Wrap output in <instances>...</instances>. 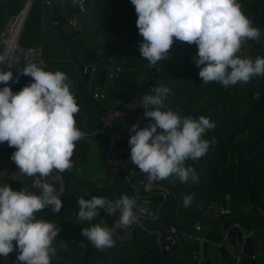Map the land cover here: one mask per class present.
Listing matches in <instances>:
<instances>
[{"label": "trees", "instance_id": "1", "mask_svg": "<svg viewBox=\"0 0 264 264\" xmlns=\"http://www.w3.org/2000/svg\"><path fill=\"white\" fill-rule=\"evenodd\" d=\"M28 2L0 0V33L8 20ZM239 2L253 25L264 30V0ZM98 4L101 7L111 4L113 8L109 11L117 14L121 8L131 11L130 15L117 16L116 24L110 23L112 30L107 31L103 42L97 47L101 56L96 63L98 72L93 86L108 89L105 105L95 100L91 92L83 95L77 92L78 87L89 86V74L83 73L86 65L84 51L89 45L80 35L93 21L94 8L83 16L82 28L69 30L67 17L74 11L70 5L64 8L60 0H55L52 5L46 4L45 0H33L20 35L23 46H41L45 35L44 21L52 23L57 33V43L64 50L56 69L68 74L72 91L78 97L76 100L88 102L91 108L90 113L88 107V126L82 125L79 121L81 116L75 114L76 126L82 131H89L93 139L105 145L103 163L107 168L106 175L96 179L79 178L76 169L90 159V146L84 136L76 141L71 157L72 167L59 172L65 184L60 194L63 201L61 209L54 213L49 207L36 213L38 218L52 221L60 227L53 242L57 252L51 258V264H264V75L253 76L246 83L239 82L228 88L215 81L204 83L195 64L197 45L176 39L169 49L167 60L149 67L147 59L139 53L138 43L142 37L131 0H97ZM130 18L131 21H128ZM45 49L48 57H54L50 54L51 51L54 53L50 47ZM239 54L253 59L264 57V35L255 40H245ZM44 60L42 62L47 68ZM25 61L22 59L18 62L13 70L14 77ZM111 64H120L123 68L114 80H109L108 76ZM31 79L28 75H20L18 82L10 80L8 83L13 91H18ZM161 82L170 88L166 100L168 107L178 110L181 115L197 118L205 115L215 123L214 128L204 133L206 139L215 137V143L210 144L207 154L197 160L186 161L199 174L197 182L189 180L182 183L174 176L160 179L167 191L158 190L148 194L150 203L147 205L137 199L138 205L148 207V216L139 217L128 231L115 227L119 212L109 216L102 209L91 222L78 223V196L90 198L101 195L116 199L126 193L132 197L137 182L147 178V174L141 172L132 161L128 164L131 180H128L121 166H113L106 161L111 135L104 131L102 118L107 107L126 108L130 103L139 105L142 96ZM136 110L145 111L138 106L116 123L120 133L117 142L119 152L123 149L130 152L128 138L132 134L131 121L139 122L140 127L149 123L150 118L145 116L137 120ZM14 150L6 141L0 143V155L6 161V172L9 173L14 169L18 171L17 165L10 159ZM32 183L31 176L21 173L16 180H9V184L17 190L24 184L30 186ZM32 190L39 191L38 188ZM190 193L194 194L193 199L189 206H185L183 198ZM228 205L229 213L216 211ZM101 218L114 229V247L97 249L81 233L83 226L98 222ZM197 223H201V231L196 230ZM172 226L177 228L180 242L166 251L162 246ZM246 232L253 233L244 238ZM184 233L204 235V240L200 242L186 238ZM0 264L9 263L0 256ZM13 264H17L16 258Z\"/></svg>", "mask_w": 264, "mask_h": 264}, {"label": "clouds", "instance_id": "2", "mask_svg": "<svg viewBox=\"0 0 264 264\" xmlns=\"http://www.w3.org/2000/svg\"><path fill=\"white\" fill-rule=\"evenodd\" d=\"M137 13L136 25L142 39L139 53L149 67L167 60L174 39L195 43V64L202 82H219L225 88L248 82L253 76L264 75V57L240 55L245 40H255L260 30L242 11L239 0H131ZM0 67V143L14 147L10 159L19 173L35 177L33 183L19 190L0 181V256L14 248L17 264H51L57 249L53 242L60 227L36 213L51 207L59 212L63 201L56 186L46 178L56 171L72 167L75 142L83 137L76 126L79 105L72 91V81L63 70H51L43 62L26 60L14 77L12 68ZM20 75L32 79L20 90L13 91L9 81L18 82ZM170 88L161 82L142 96L139 106L149 123L131 125L128 138L130 158L149 181L176 177L180 182H197L199 174L186 161L207 154L210 144L204 138L215 127L207 116L198 118L181 115L166 104ZM159 129V131H158ZM39 189L33 191L32 189ZM194 194H187L183 204L189 206ZM78 223L91 222L102 209L106 215L119 212L118 226L137 222L139 214L148 210L136 197L122 194L111 199L101 195L78 196ZM82 235L97 249L115 246L114 229L104 223H89L81 228ZM15 242V244H14Z\"/></svg>", "mask_w": 264, "mask_h": 264}, {"label": "built area", "instance_id": "3", "mask_svg": "<svg viewBox=\"0 0 264 264\" xmlns=\"http://www.w3.org/2000/svg\"><path fill=\"white\" fill-rule=\"evenodd\" d=\"M54 1L55 0H45V3L48 5H52ZM60 3L64 6V8L70 5L74 9V11L67 17L68 27L71 30H76L81 28L83 24L82 22L83 16L89 10L90 0H60ZM27 4L19 13H17L8 20L5 28L0 33L1 56H4L8 62H11L16 66L18 62L22 59L39 61V62L44 60V49L42 46H23L20 43V35L22 32V28L30 9L27 7ZM16 66L12 68V71L16 68ZM0 67L7 70L8 69L7 62H0ZM122 71L123 68L120 64L109 65L108 67L109 80L116 79ZM97 72H98L97 64H86L83 67V73L89 74L90 77L89 86L91 87L90 92L92 94V97L95 100L100 101L105 105L108 98V89L107 88L100 89L97 86H93L94 77ZM129 113L130 110L128 108H124V107L120 108L115 106L107 107L106 114L102 118V127L104 131L110 133L111 135V144H110V149L106 154V161L113 166H121L126 171V176L128 180H131V176L128 171V164L131 162L130 152L126 149H123L120 152L118 151L117 142L119 140L120 133L118 132L116 127V123L118 119L127 117ZM34 179L36 178L32 177V180ZM46 179L56 186L57 191H60L58 193L59 195L64 191L65 188L64 180L58 171L54 169L53 172L50 173V175ZM158 190L167 191V188L164 187L159 180L149 181L148 177L143 178L137 182L135 186V195H133L132 197H136L144 205H147L150 203V200L147 195L156 192ZM142 192H146L147 194L143 195ZM141 207H144L145 209L148 210L147 206H141ZM216 211L220 214H227L230 212V206L229 205L227 207L221 206L218 209H216ZM147 216H148V211L139 214V217H147ZM118 220L119 217L115 222L116 229L122 231H128L129 228L133 226V224L128 227L118 226ZM196 230L197 231L202 230L201 223H197ZM252 233L253 232H246L244 238H246L247 236H251ZM183 235L186 238L197 240L200 242H203L204 240V235L186 234V233H184ZM179 242H180V236L178 234V230L176 227L172 226L169 229L168 235L166 237V243L163 244L162 247L164 248V250L169 251L171 250L172 246L176 245ZM14 257L15 258L17 257V251L14 252Z\"/></svg>", "mask_w": 264, "mask_h": 264}, {"label": "crops", "instance_id": "4", "mask_svg": "<svg viewBox=\"0 0 264 264\" xmlns=\"http://www.w3.org/2000/svg\"><path fill=\"white\" fill-rule=\"evenodd\" d=\"M69 28V27H68ZM44 40L43 45H41L44 49V61L47 62V68L51 70H56L57 62L61 59L63 46L61 47L56 40V31L52 23L50 24L47 20L44 21ZM69 30H71L69 28ZM46 47H50L51 50H53L54 53H51L53 56H47L46 55ZM89 47L96 48L99 52V49L97 47H94L92 45H89ZM69 53V51H68ZM91 88L89 86H86L84 88L78 87L77 92L80 95H83L85 92H90ZM76 97V96H75ZM78 98V97H77ZM76 98V99H77ZM79 105V112L76 113L77 117L80 115L82 125L88 126L89 121V115L91 113V108L88 105V102H84V100L77 101ZM88 107L90 108V113L88 112ZM142 112V111H141ZM136 113H139L138 110H136ZM137 116V115H135ZM141 118H138L137 120H140ZM134 121H131L130 124H133ZM82 131V130H81ZM83 136L88 142L90 146V159L82 164H80L77 169V176L79 178H89V179H96L104 177L107 173V168L104 166V154H105V145L102 143V141H97L96 139H93L91 137V133L89 131H82ZM6 161L2 158L0 155V181L9 183L10 179L16 180L20 173L14 169L11 173L6 172ZM14 252L12 251L7 256H3L4 260L8 261L7 259L11 260V254ZM14 255V254H13ZM9 263V262H8Z\"/></svg>", "mask_w": 264, "mask_h": 264}, {"label": "rangeland", "instance_id": "5", "mask_svg": "<svg viewBox=\"0 0 264 264\" xmlns=\"http://www.w3.org/2000/svg\"><path fill=\"white\" fill-rule=\"evenodd\" d=\"M97 0H90L89 5V11L94 10L93 12V21L88 25L87 24V30L83 31L80 35V37L84 40L86 45H92L95 47H99L101 43L104 40V37L109 30H112V25H110L111 22L116 24L117 22V16H124V15H130L131 11L130 9L121 8L118 10L119 14L115 11H109L113 6L111 4H108L105 7H101V4L96 5ZM96 6V7H95ZM127 21V20H126ZM128 21H131V18L128 19ZM120 24V23H119ZM122 24V23H121ZM119 26H117L118 28ZM82 28V27H81ZM80 29V28H79ZM77 30V29H76ZM264 35V30H260V36ZM139 105L130 103L127 105L126 108H128L130 111H134ZM139 113H136V118H144V112L138 111ZM100 141V140H97ZM14 254V253H13ZM11 254V260L7 259L9 264H13L14 262V255Z\"/></svg>", "mask_w": 264, "mask_h": 264}, {"label": "water", "instance_id": "6", "mask_svg": "<svg viewBox=\"0 0 264 264\" xmlns=\"http://www.w3.org/2000/svg\"><path fill=\"white\" fill-rule=\"evenodd\" d=\"M33 0H29L27 7L30 8ZM101 56V51L99 49V52L96 48L88 47L84 51V61L86 64H96L99 60V57ZM228 235V232L226 234V237ZM203 252V250L201 251Z\"/></svg>", "mask_w": 264, "mask_h": 264}]
</instances>
